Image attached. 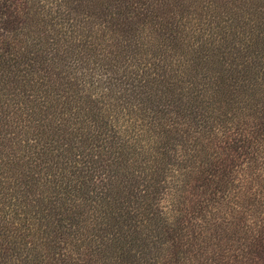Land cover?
I'll return each instance as SVG.
<instances>
[{
    "label": "trees",
    "instance_id": "obj_1",
    "mask_svg": "<svg viewBox=\"0 0 264 264\" xmlns=\"http://www.w3.org/2000/svg\"><path fill=\"white\" fill-rule=\"evenodd\" d=\"M0 264H264V0H0Z\"/></svg>",
    "mask_w": 264,
    "mask_h": 264
}]
</instances>
